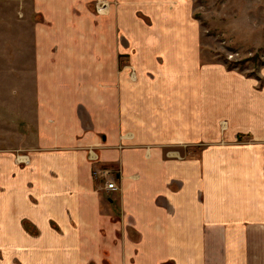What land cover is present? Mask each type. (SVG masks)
Masks as SVG:
<instances>
[{
    "label": "crops",
    "instance_id": "crops-1",
    "mask_svg": "<svg viewBox=\"0 0 264 264\" xmlns=\"http://www.w3.org/2000/svg\"><path fill=\"white\" fill-rule=\"evenodd\" d=\"M13 1L0 264H264V65L204 57L194 0Z\"/></svg>",
    "mask_w": 264,
    "mask_h": 264
},
{
    "label": "rangeland",
    "instance_id": "rangeland-1",
    "mask_svg": "<svg viewBox=\"0 0 264 264\" xmlns=\"http://www.w3.org/2000/svg\"><path fill=\"white\" fill-rule=\"evenodd\" d=\"M194 2L203 27L204 57L249 74L258 73L264 65V0ZM19 18L16 1L0 0V42L10 44L9 60L14 63ZM1 67L0 62V73Z\"/></svg>",
    "mask_w": 264,
    "mask_h": 264
},
{
    "label": "built area",
    "instance_id": "built-area-1",
    "mask_svg": "<svg viewBox=\"0 0 264 264\" xmlns=\"http://www.w3.org/2000/svg\"><path fill=\"white\" fill-rule=\"evenodd\" d=\"M106 189L109 191H116L118 190V186L116 183L110 182L106 184Z\"/></svg>",
    "mask_w": 264,
    "mask_h": 264
},
{
    "label": "trees",
    "instance_id": "trees-1",
    "mask_svg": "<svg viewBox=\"0 0 264 264\" xmlns=\"http://www.w3.org/2000/svg\"><path fill=\"white\" fill-rule=\"evenodd\" d=\"M25 226H26L27 229H30V226L28 224H25Z\"/></svg>",
    "mask_w": 264,
    "mask_h": 264
}]
</instances>
